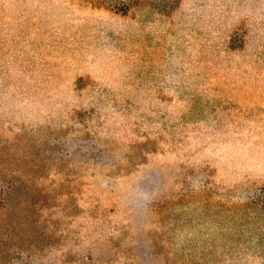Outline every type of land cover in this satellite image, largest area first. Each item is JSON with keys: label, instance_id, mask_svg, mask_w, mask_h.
I'll return each instance as SVG.
<instances>
[{"label": "rangeland", "instance_id": "1", "mask_svg": "<svg viewBox=\"0 0 264 264\" xmlns=\"http://www.w3.org/2000/svg\"><path fill=\"white\" fill-rule=\"evenodd\" d=\"M0 264H264V0H0Z\"/></svg>", "mask_w": 264, "mask_h": 264}]
</instances>
